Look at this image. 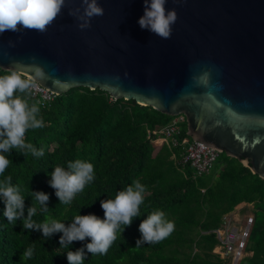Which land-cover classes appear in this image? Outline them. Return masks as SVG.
<instances>
[{
    "label": "water",
    "instance_id": "1",
    "mask_svg": "<svg viewBox=\"0 0 264 264\" xmlns=\"http://www.w3.org/2000/svg\"><path fill=\"white\" fill-rule=\"evenodd\" d=\"M90 27L66 0L46 32L0 34V69L57 96L99 89L170 117L264 180V0H167L169 38L141 29L143 0H97ZM39 73V75L37 74Z\"/></svg>",
    "mask_w": 264,
    "mask_h": 264
},
{
    "label": "trees",
    "instance_id": "2",
    "mask_svg": "<svg viewBox=\"0 0 264 264\" xmlns=\"http://www.w3.org/2000/svg\"><path fill=\"white\" fill-rule=\"evenodd\" d=\"M7 73L0 69V76ZM27 98L29 104L39 107L38 118L43 119L44 126L29 129L25 142L37 150L42 148L44 154L36 157L14 149L8 157L12 163L0 175V181L11 176V183L20 186L25 197V216L32 204L37 209L32 220L38 224L47 219L67 225L79 214L103 219L100 201L115 199L134 181L145 186L139 217L133 218L122 235L117 233L106 254H87L84 264H224L213 253L218 243L213 231L220 227L224 215L242 203L253 205L256 218L247 247L252 255L240 263L264 264V180L250 168L221 154L208 174L195 177L190 166L182 167L172 159L181 151L171 150L156 134L158 127L171 124L176 117L133 100H114L99 89H71L45 105L33 98L31 91ZM180 128L177 140L192 141L187 135V123ZM76 160L93 165L94 180L71 203L60 204L49 186L50 173L55 167L67 170L68 163ZM30 190L49 194L47 213L40 210ZM2 199L0 264H68L67 252L90 242L60 247L59 233L43 237L40 232L23 230L19 220L8 223L3 216ZM157 210L164 212L174 230L158 242L136 247L141 238V221ZM124 227L121 225V229ZM29 248L32 256L24 258Z\"/></svg>",
    "mask_w": 264,
    "mask_h": 264
},
{
    "label": "clouds",
    "instance_id": "3",
    "mask_svg": "<svg viewBox=\"0 0 264 264\" xmlns=\"http://www.w3.org/2000/svg\"><path fill=\"white\" fill-rule=\"evenodd\" d=\"M167 0H143L144 14L138 20L141 29L167 39L171 35V25L177 19L175 10H167ZM66 5V0H0V34L6 31L20 32L23 30L46 32L48 27L57 19ZM83 13L77 8L69 14L77 16L82 21L79 27H90L94 16L103 15V9L97 0H82ZM39 75V73H37ZM34 87L30 80L22 78L15 70L0 76V175H3L12 161L8 158L14 149L25 155L43 156L41 148L37 150L32 143L25 142V134L29 129L44 126L42 118H38L40 109L37 104H29L27 94ZM17 93L26 94L25 96ZM11 176L0 181V197L4 203L3 216L8 223L21 221L23 230L37 231L43 237L61 234L60 247H67L73 242L89 240L84 247L76 251L69 250L66 254L68 264H84L87 254H106L125 228L130 227L133 218L139 217L140 205L143 203L145 186L134 181L126 190L119 191L115 199L100 201L104 218L97 215H76L71 223L65 224L57 220H47L36 223L32 217L36 207L31 204L25 216V197L21 195L19 185L11 183ZM94 180V168L91 163L76 160L69 162L67 170L55 167L50 173L49 186L55 190V196L60 204H69L75 195L81 192L85 185ZM31 196L41 206L40 210L49 211V194L41 191H31ZM121 225L125 227L121 229ZM174 224L165 219L163 211H155L143 219L139 225L141 238L136 241V247L141 243L158 242L171 234ZM32 256L29 248L24 258Z\"/></svg>",
    "mask_w": 264,
    "mask_h": 264
},
{
    "label": "built area",
    "instance_id": "4",
    "mask_svg": "<svg viewBox=\"0 0 264 264\" xmlns=\"http://www.w3.org/2000/svg\"><path fill=\"white\" fill-rule=\"evenodd\" d=\"M29 80L34 83V87L30 90L33 98L38 99L43 105L54 101L57 95L32 79ZM185 122L184 116L176 117L171 124L158 127L156 134L171 150L181 151L179 156L173 154L172 158L178 165L190 166L195 177H202L212 170L222 153L195 140L180 143L177 136L181 133L180 125ZM255 218L253 205L251 208V204L247 203L238 205L223 216L220 227L213 231L218 241L213 253L222 259L224 264H239L252 255L247 251V247L254 229Z\"/></svg>",
    "mask_w": 264,
    "mask_h": 264
},
{
    "label": "rangeland",
    "instance_id": "5",
    "mask_svg": "<svg viewBox=\"0 0 264 264\" xmlns=\"http://www.w3.org/2000/svg\"><path fill=\"white\" fill-rule=\"evenodd\" d=\"M182 125H184V124H181L180 127H182ZM251 208H252V205H251ZM254 214H255V212H254ZM249 256H250V255H249ZM241 263H242V262H241ZM241 263H240V264H241Z\"/></svg>",
    "mask_w": 264,
    "mask_h": 264
},
{
    "label": "crops",
    "instance_id": "6",
    "mask_svg": "<svg viewBox=\"0 0 264 264\" xmlns=\"http://www.w3.org/2000/svg\"><path fill=\"white\" fill-rule=\"evenodd\" d=\"M242 204H243V203H242ZM242 204H241V205H242Z\"/></svg>",
    "mask_w": 264,
    "mask_h": 264
}]
</instances>
